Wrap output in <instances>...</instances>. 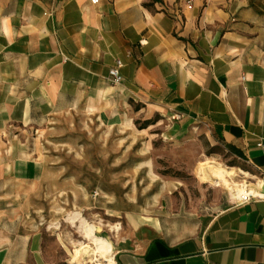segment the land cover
<instances>
[{
	"label": "crops",
	"instance_id": "0c3cea01",
	"mask_svg": "<svg viewBox=\"0 0 264 264\" xmlns=\"http://www.w3.org/2000/svg\"><path fill=\"white\" fill-rule=\"evenodd\" d=\"M134 106L204 123L264 191V0H0V264H51L31 220L58 179L39 131L64 114L125 125ZM145 227L115 261L264 264V198Z\"/></svg>",
	"mask_w": 264,
	"mask_h": 264
},
{
	"label": "rangeland",
	"instance_id": "374dc122",
	"mask_svg": "<svg viewBox=\"0 0 264 264\" xmlns=\"http://www.w3.org/2000/svg\"><path fill=\"white\" fill-rule=\"evenodd\" d=\"M134 109V120L125 125L64 114L39 131L37 141L54 162L58 179L43 183L40 191L48 195L32 201L42 211L31 220L43 231L51 264H72V251L84 240L69 220L74 212L97 223V234L114 245L149 236V228L135 227L154 215L191 226L206 222L234 200L230 189L217 185L214 177L201 180V162L235 168L237 183L258 186L256 171L204 123ZM115 224L118 231L113 230Z\"/></svg>",
	"mask_w": 264,
	"mask_h": 264
},
{
	"label": "bare ground",
	"instance_id": "6f19581e",
	"mask_svg": "<svg viewBox=\"0 0 264 264\" xmlns=\"http://www.w3.org/2000/svg\"><path fill=\"white\" fill-rule=\"evenodd\" d=\"M198 174L202 181L214 177L217 185H225L230 189L233 200L247 190L245 184L241 185L234 180L237 169L223 167L214 161L201 162ZM255 192L259 193V190L256 189ZM69 220L78 227L84 238L83 241L78 242L72 251L70 258L72 264H87L90 261L95 264H115L114 244L108 237L97 234L99 231L97 223L88 221L79 211L70 214ZM119 229L118 224L113 225L114 231ZM87 257L90 258L87 260Z\"/></svg>",
	"mask_w": 264,
	"mask_h": 264
},
{
	"label": "built area",
	"instance_id": "2783aa9c",
	"mask_svg": "<svg viewBox=\"0 0 264 264\" xmlns=\"http://www.w3.org/2000/svg\"><path fill=\"white\" fill-rule=\"evenodd\" d=\"M92 4H98L100 0H89ZM124 63L122 60L117 59L115 64L109 70V80L112 83L118 84L122 81V74L121 68L123 67ZM258 146L264 149V141L261 140L258 142ZM245 189H247L244 193L234 199V202L237 204H245L255 199H262L264 198V191H262L258 186L252 187L250 185H246ZM259 190V193L255 191ZM115 258V256H114ZM115 264H121L115 261Z\"/></svg>",
	"mask_w": 264,
	"mask_h": 264
}]
</instances>
